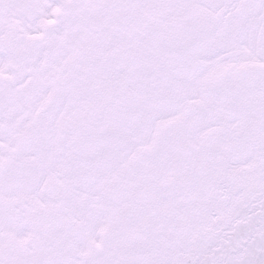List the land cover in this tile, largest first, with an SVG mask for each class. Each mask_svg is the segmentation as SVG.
I'll use <instances>...</instances> for the list:
<instances>
[{
  "label": "snow or ice",
  "instance_id": "obj_1",
  "mask_svg": "<svg viewBox=\"0 0 264 264\" xmlns=\"http://www.w3.org/2000/svg\"><path fill=\"white\" fill-rule=\"evenodd\" d=\"M0 264H264V0H0Z\"/></svg>",
  "mask_w": 264,
  "mask_h": 264
}]
</instances>
